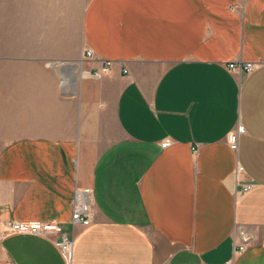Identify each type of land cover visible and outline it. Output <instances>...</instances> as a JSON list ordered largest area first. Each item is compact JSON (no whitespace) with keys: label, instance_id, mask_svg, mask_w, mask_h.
Segmentation results:
<instances>
[{"label":"crops","instance_id":"obj_1","mask_svg":"<svg viewBox=\"0 0 264 264\" xmlns=\"http://www.w3.org/2000/svg\"><path fill=\"white\" fill-rule=\"evenodd\" d=\"M15 219L62 224L72 264H264V0H0V226ZM0 264L65 261L11 233Z\"/></svg>","mask_w":264,"mask_h":264},{"label":"built area","instance_id":"obj_2","mask_svg":"<svg viewBox=\"0 0 264 264\" xmlns=\"http://www.w3.org/2000/svg\"><path fill=\"white\" fill-rule=\"evenodd\" d=\"M87 56L93 55V50L87 48L85 50ZM256 62H235L230 61L228 63L229 68L232 71L250 72L255 66ZM109 70V63H104L99 69L95 70L93 75L100 76L102 72ZM244 130L241 124H238L237 128L231 132L229 139L231 142L236 143L239 133ZM166 144L167 141H164ZM196 151V148L193 147ZM237 174L244 172V166L237 164ZM252 187V182H243L240 191H248ZM92 194L90 190H77L73 201L72 220L73 222H82L88 224L92 220ZM236 231L240 237V241L236 243L235 251L242 252L246 249L247 243L250 239L249 233L245 228L241 226L236 227ZM11 233H23V234H40L52 238L60 247L65 264L73 263L74 255V240L64 230L62 224L55 220H8L4 222L3 227L0 226V236H5Z\"/></svg>","mask_w":264,"mask_h":264}]
</instances>
